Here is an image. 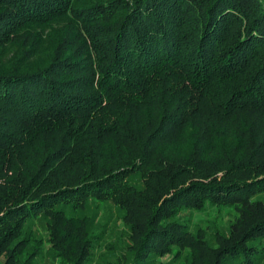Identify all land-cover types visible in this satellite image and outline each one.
<instances>
[{
  "label": "trees",
  "instance_id": "16d2710c",
  "mask_svg": "<svg viewBox=\"0 0 264 264\" xmlns=\"http://www.w3.org/2000/svg\"><path fill=\"white\" fill-rule=\"evenodd\" d=\"M74 3L0 0L1 50L79 25L42 66L0 70V264H37L38 233L87 264L97 207L126 232L111 264H264V0ZM206 207L233 214L211 241L183 221Z\"/></svg>",
  "mask_w": 264,
  "mask_h": 264
},
{
  "label": "rangeland",
  "instance_id": "374dc122",
  "mask_svg": "<svg viewBox=\"0 0 264 264\" xmlns=\"http://www.w3.org/2000/svg\"><path fill=\"white\" fill-rule=\"evenodd\" d=\"M97 0H75L74 6L86 7L92 5ZM79 25L71 16L57 18L47 24L37 26H27L23 30V35L28 34V39L20 41L18 44L0 49V70L4 71L15 68L16 71H25L45 64L52 56L58 43L66 41L76 42ZM32 38L36 39V44L32 43ZM264 203V197L262 198ZM97 217L93 223L92 232L100 235L95 245L94 255L87 264H111L120 260L123 254L125 242V228L120 220L116 219L114 211L105 207H97ZM183 221L188 226L191 233H197L199 237H207L211 241L210 234L215 230L225 232L228 224L232 221V211L227 208L206 207L201 213H187ZM86 213L84 218L88 217ZM76 218V215H74ZM86 220V219H84ZM40 247L42 254L37 264H58L57 260L45 253L44 237L41 233ZM117 258V259H116ZM185 250L178 258L168 260L169 257L158 258L154 264H185Z\"/></svg>",
  "mask_w": 264,
  "mask_h": 264
}]
</instances>
